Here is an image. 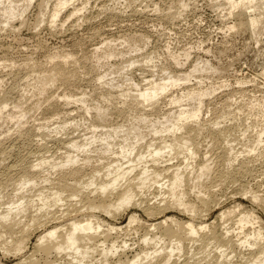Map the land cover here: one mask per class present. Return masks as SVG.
<instances>
[{
	"label": "rangeland",
	"instance_id": "obj_1",
	"mask_svg": "<svg viewBox=\"0 0 264 264\" xmlns=\"http://www.w3.org/2000/svg\"><path fill=\"white\" fill-rule=\"evenodd\" d=\"M258 1L263 23L258 25L256 31L248 23V13H252L250 11L253 8L239 12L238 8L230 9L226 0H72L54 21L50 14L57 0H31L23 13L11 18L9 24L4 25L0 18V96H6L8 102L3 115L12 112L16 116L12 119L0 118V191L3 197L0 199V210L21 195L29 202L20 218V225L10 232L0 227L1 242L23 239L22 251L17 253L7 252L0 242L1 264H13L31 257L40 264H67V256L51 253L48 257L37 251L38 237L45 229L63 224L70 217L92 213L86 209L83 211L82 206L77 204L82 211L73 213L70 210L72 214H64L65 217L59 214L65 211L69 203L71 205L77 201L72 199L67 201L68 204L62 200V205L51 207L50 215L42 217L36 209L41 202H37L35 194L39 186L49 185V181L43 182V177L51 181L55 179L56 182L61 172L48 164V168L44 165L42 171H37L40 177L37 175L38 187L35 186L34 190L33 187L28 189V186H24L23 189L19 185L15 186L23 170L37 162L39 157L52 160L62 156L64 148L61 142L64 138L82 139L89 136L91 116L85 112L88 107L91 114H94V110H91L93 105L105 108L110 128L126 124L131 111L123 102L125 98L121 93L130 89L128 83H137L139 88L143 84L146 86L149 80L158 82L168 74L180 75L194 67L198 70L193 72L189 81L168 90L166 95L160 96L157 103L147 107L144 112L151 114V118L169 109L175 110L174 105L168 104L169 94H179L184 88L197 87L211 92L202 98L199 119L202 129L197 133L192 131L191 137L195 147L192 165L206 162L210 166V174L207 179L201 180L202 184L186 185L188 193L184 199L196 202L197 194L211 196L208 210H201L195 218L206 224L213 222L211 226L217 230L223 229L222 225L234 227V220L231 219L237 217L238 211L241 215L257 217L259 223L254 224L253 228L258 225L264 227V203L252 198L264 196V156L257 155V148L260 151L264 146V116L252 106L255 99H264V1ZM24 3L22 0L16 4L21 7ZM105 53L108 57L104 58ZM184 53L188 54L186 58ZM171 54L178 55L180 65L174 63ZM58 63L64 67L63 75L39 94V73H49L48 70ZM107 92L112 93L114 99L106 101L102 98V94ZM64 95L68 96L67 99ZM79 98H83L84 101H81L85 102V106L77 102ZM189 102L183 99L180 104L187 107ZM16 104L21 108L14 107ZM19 110L25 116L17 121ZM213 121H219V124L214 126ZM56 126H63V129L56 133L53 130ZM100 128L96 130L97 133L105 131ZM224 128L231 132L228 140L218 133ZM259 134H262L263 141L247 152L249 148L246 143L255 140ZM151 138L148 135L145 141ZM229 149L232 154L228 155L226 152ZM167 154H164L163 159L169 158ZM185 155V152H180L169 164L183 166ZM108 156L113 157H105ZM82 157L83 153H80L79 159ZM227 158L232 161L235 159L232 166L226 163ZM105 160L101 159L100 163ZM241 161L245 163L241 164ZM77 163L82 164V161ZM100 163L92 158L91 164L88 167L85 165L84 170L87 172L90 167ZM65 178L68 183L72 182L70 176ZM165 180L160 178L159 185L149 189L146 194L150 197L148 203H157L162 197L157 191ZM236 204L240 207L236 208L238 211L229 218L230 221L227 219L224 222L217 218L221 210ZM132 212L139 215L144 224L159 220L164 215H174L178 220L191 218L187 212L176 208H169L156 216H149L136 206L129 207L115 217L98 210L93 213L101 221L122 227ZM248 225L245 232L252 233L253 228ZM144 227L143 224H132L112 233L105 245L116 240L114 245L119 254L115 253L110 260H115L116 255L123 260L132 258L139 251L140 244L146 246L149 253L160 247L162 243L150 242L145 245L142 242ZM207 229L204 233L209 232H206ZM262 232L264 234V229ZM250 239L249 242L253 243L254 238L251 236ZM167 243L166 240L162 246ZM199 244L185 241L181 253L174 252L176 255L167 264L183 263L190 256L198 260L206 257ZM247 245H238L235 253H229L233 254L230 264H243L242 258H247L253 249L256 251L253 248L255 246ZM211 246L213 252H210L209 258L212 256L210 260L214 261L218 252ZM94 256L98 257L96 253ZM193 259L186 264H194ZM203 260L201 263L206 264L208 258ZM74 262L71 264H76ZM90 264L100 263L93 260Z\"/></svg>",
	"mask_w": 264,
	"mask_h": 264
},
{
	"label": "bare ground",
	"instance_id": "obj_2",
	"mask_svg": "<svg viewBox=\"0 0 264 264\" xmlns=\"http://www.w3.org/2000/svg\"><path fill=\"white\" fill-rule=\"evenodd\" d=\"M18 1L21 2L22 0H0V18L3 19L4 25L9 24L11 18L20 16L25 6L27 7L31 2V0H24L25 3L20 7L16 4ZM45 1L46 0H44V2ZM70 1L72 0H57L50 14L52 21L57 18L60 11ZM226 2L230 9L238 8L239 12H247L249 8H251L250 10L253 8V11H250L252 13H248V23L253 30H257V27H259L258 25L263 23L261 14L258 11L259 5H257V3H259V1L226 0ZM111 55L112 53L110 52L109 56ZM183 55L185 58L188 56L187 53ZM170 56L175 64L180 65L178 55L171 54ZM105 57H108L107 53H105L104 58ZM62 62L66 63V60L62 59ZM197 70L198 69L194 67L191 71L184 72L180 75L171 76L168 74L158 82L149 80L145 83L146 86H143V84L142 87L139 88L137 83H128L130 89H126L127 91L121 93V96L125 98L123 102H125V105H127L131 111L129 113L131 117H129V120L127 119L128 123H122L110 128V124L107 123L108 114L105 108L93 105L91 110H94V114H91L89 112L90 108L88 107L85 112L91 116L88 124V128L90 129L89 136H85L82 139L69 137L67 139L64 138L65 140L59 139L62 140V148H64L62 156L58 159L52 157L54 158H51L52 160L43 156V158L37 157V162L30 164L29 168L27 167V169L23 170L22 175H20L15 182V186L19 185L23 189L24 186H28V189H32V187L34 189V187L37 186L38 180L36 178L40 175H38L37 171H42L44 165H46L47 168L48 165H50L52 169L61 172V177L58 178L56 182H54L55 179L51 181L48 177H43V182L49 181V185L47 187L44 185L37 186L39 190L36 192L35 197L37 198V202L41 203L39 206L37 205L38 207H36V209L42 217L50 215L51 207L56 206L57 208V205H62V200L64 202L71 201L72 199L77 201H75V203L72 202L73 204L71 203V205L69 203V205L64 208L65 211H61L59 214H65L67 216L71 211H73V213L79 210L82 211L77 204L82 206L84 209L83 211L86 209L92 212L82 216L70 217L68 221L63 222V224L53 225L45 229L38 237L36 246L39 249L37 251L40 250L42 254L48 255V257L51 253L67 256V264H71L74 261L76 264L83 261L85 264H90L93 260H96L100 264H167L170 259L176 255L174 252L181 253L184 242L187 241L192 244L196 242L200 243L199 246H202L201 251L203 250V252L206 253L205 256L208 258L206 264H230L233 254L230 255L229 253H235V248H237L238 245L240 247L242 244H248L247 247L252 245L255 246L252 247L256 248V251L253 249V252L251 251L247 258H242L243 264H264V234L262 232L264 227L261 228L258 225L257 228H253V226H255L254 224L257 225L259 223L256 216L250 217L241 215V212L236 209L240 207V205H233L221 210L217 218L224 222L227 219L230 221L229 218H232L238 211L236 214L237 217L234 216V218L231 219L234 220V222H232L234 223V227L230 228L222 225L223 229L217 230L213 225L211 226L213 222H208L209 224H206L203 221H197L195 218L196 214H199L201 210H208L211 196L197 194L196 202L186 201V199H184V196L188 193L185 189L186 185L202 184L203 182H201V180L203 178L207 179L210 174V166L208 163L201 162L194 164V166L192 165L195 159L193 158L195 155V147H193L194 144L192 143L193 140L191 137L194 131L197 133L202 129L201 122H199L202 98L208 96L211 92L207 89L202 90L197 87L184 88L183 90L181 89L182 91L179 94H169L168 104L174 105L173 107H176L175 110L169 109L167 112L151 118V114L144 112L147 107L154 106L158 98L166 95L165 93L168 92V90L189 81L190 77L193 76V72ZM48 71L49 73L47 74L43 73L42 75V73H39L41 75H37L40 80V84L37 86V92L39 94L44 92L48 85H52L63 75L64 67L58 63ZM5 97L4 95L0 96V118H15L16 116L12 112L8 113L6 116L3 115V113H5L4 109L8 105L7 98ZM64 97L67 99L68 96L64 95ZM113 97L114 95L110 92L102 94V98L106 101H110ZM183 99L190 100L187 107H183L180 104ZM81 100H83V98L77 99V102L85 106V102ZM252 106L256 107L264 116V99H255V103ZM14 107L18 109L21 108V106L17 104ZM23 116H25L24 113L19 110V115L16 120H21L20 117ZM218 124L219 121H213L214 126ZM98 127H102L100 130L105 131H99V133H97L96 130ZM62 129L63 126H56L53 130L57 133V130L59 132ZM144 130H147V132ZM245 132L242 134H245ZM96 133L99 135H96ZM218 133L221 135L218 134V136L222 137L224 140H228L231 132L224 128V130H220ZM262 133H264V130ZM148 135H151L152 138L150 141H145V137ZM262 141V134H259L255 140H248L246 145H248L249 151L247 152L254 150ZM96 143L98 145L95 146ZM256 143L257 145H255ZM180 152H185L186 154L183 160L184 165L179 167L178 164H169L170 160H173V158L175 159ZM231 152V149H229L226 153L229 155ZM257 152L258 157L260 155L261 157L264 156V146L260 151L257 148ZM80 153H83L81 159H79ZM91 153H94V155H91ZM164 154H167L169 158L163 159ZM107 155H112L113 157H105ZM92 158H95L99 163L101 159L107 160L101 162L99 165H93L90 167L89 171L86 172L84 166L86 165L88 167L91 164ZM233 158L236 159V156H233ZM80 160L83 165L77 163ZM234 160L232 161L231 158H227L226 163L232 166ZM242 163L243 161H241V164ZM75 164L79 165L75 166ZM67 175L70 176L72 182L68 183V180H65V176ZM160 178L166 179L165 182L162 183L163 187L157 186V192L159 195L162 194V197H160L157 203L153 202L150 204L148 203L150 197L146 194L152 186L159 185ZM258 196L259 195H256L252 198L260 203H264V196ZM0 199H3L1 191ZM28 203L24 196L21 195L20 198L11 201L8 207L0 210V227L10 232L16 226L20 225V218L27 210ZM132 206L139 207L140 209L142 208V211L144 210L149 216L155 214L161 215V213L169 208H176L182 212H187L191 218L187 220H178L174 215H164L160 217L159 220L144 224L139 215L132 212L128 216L126 225L120 227L114 225L115 223L112 224L110 222L101 221L97 217H94L93 213L98 210L110 217H115ZM36 218L37 216L32 218L31 221H35ZM50 218L53 219L52 217ZM132 224L145 225V231L142 236V242L145 245L150 242H156L157 244L162 243V245H165L166 240L168 243L166 246L161 245L154 249L152 253L148 252L146 246L143 247L140 244L139 251L136 252L132 258L123 260L116 255L117 258L115 260H110V257L118 251L114 245L116 240L114 242L112 241L110 245H105L107 243L106 241L111 237L112 233L115 234L118 230L124 227H130ZM247 225L251 229L253 228L252 233L245 232ZM205 229H207L206 232H209L204 233ZM235 229L237 231H235ZM23 231L25 230L23 229ZM249 236L254 238L253 243L249 242ZM22 240L23 239L19 238L10 241L3 240L2 242L0 240V242L2 248L7 252L10 250L17 253L22 251ZM8 243L10 245H8ZM123 245H125V243H123ZM210 246L214 247V249L217 250L216 252H218V254L216 253L215 255V260L213 259L214 261L210 260L212 256L209 258L210 252H213V248H210ZM122 250L125 252L124 249ZM95 253L98 255L97 258L94 256ZM206 257L200 258L203 260V258L205 259ZM86 259L87 262L85 261ZM191 259H193V256H190L187 261L180 264H186L189 260L191 261ZM196 259H193L194 264L203 263H201V260ZM13 264L40 263L36 258L32 259L31 257L30 259H24V261H18Z\"/></svg>",
	"mask_w": 264,
	"mask_h": 264
}]
</instances>
